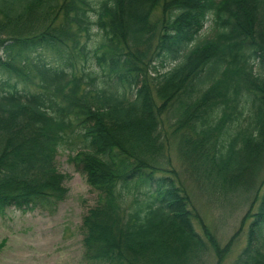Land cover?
I'll use <instances>...</instances> for the list:
<instances>
[{
    "label": "trees",
    "instance_id": "16d2710c",
    "mask_svg": "<svg viewBox=\"0 0 264 264\" xmlns=\"http://www.w3.org/2000/svg\"><path fill=\"white\" fill-rule=\"evenodd\" d=\"M165 121L211 183L264 163V0H0V213L62 201L66 148L97 193L91 264H199L208 245L219 264L164 163ZM124 193L146 196L127 209ZM233 264H264V189Z\"/></svg>",
    "mask_w": 264,
    "mask_h": 264
},
{
    "label": "rangeland",
    "instance_id": "374dc122",
    "mask_svg": "<svg viewBox=\"0 0 264 264\" xmlns=\"http://www.w3.org/2000/svg\"><path fill=\"white\" fill-rule=\"evenodd\" d=\"M160 16L161 6L158 4L151 18L159 19ZM211 34L208 21L198 39ZM99 37L97 32L91 35L87 40L89 46L94 45ZM46 57L52 62L58 58L52 49L47 50ZM173 126L166 121L163 125V136L171 141L168 154L165 151L168 157L163 156L164 163L174 169L188 193L194 228L205 238L208 234L214 237L219 248L226 247L222 249L223 259L219 264H233L246 241L248 224L264 189V182L259 186L264 163L253 172L240 173L231 186H223L220 179L211 183L203 162L184 159L176 140L173 141ZM68 152V149L60 148L56 161L58 169L70 175L65 180L68 191L62 201L51 209L47 205L27 210L9 206L0 213V264H91L83 255L81 220L86 210L97 202V193L68 161ZM135 196L141 200L146 195L124 193L125 208L134 207ZM205 240L208 242V238ZM217 261L218 255L208 245L199 264H217Z\"/></svg>",
    "mask_w": 264,
    "mask_h": 264
}]
</instances>
